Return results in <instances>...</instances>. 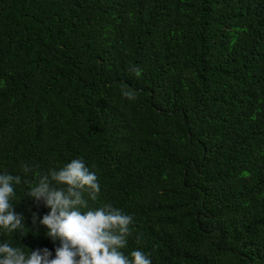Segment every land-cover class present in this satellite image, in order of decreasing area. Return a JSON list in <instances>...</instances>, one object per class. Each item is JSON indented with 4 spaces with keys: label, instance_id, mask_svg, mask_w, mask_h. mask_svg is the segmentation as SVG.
Masks as SVG:
<instances>
[{
    "label": "trees",
    "instance_id": "obj_1",
    "mask_svg": "<svg viewBox=\"0 0 264 264\" xmlns=\"http://www.w3.org/2000/svg\"><path fill=\"white\" fill-rule=\"evenodd\" d=\"M74 159L101 188L82 212L133 217L129 259L264 264V0H0V174L25 217L0 244L55 257L28 192Z\"/></svg>",
    "mask_w": 264,
    "mask_h": 264
},
{
    "label": "clouds",
    "instance_id": "obj_2",
    "mask_svg": "<svg viewBox=\"0 0 264 264\" xmlns=\"http://www.w3.org/2000/svg\"><path fill=\"white\" fill-rule=\"evenodd\" d=\"M133 71L140 75L138 69ZM122 94L129 99L136 98L131 90L122 89ZM30 170L24 166L25 172ZM53 182L66 188L55 187ZM20 183L18 175L0 174V227L9 232L24 227V215L17 213L10 202L16 195L13 185ZM100 191L96 173L79 159L41 176L38 184L28 192V198L43 201L50 208L39 223L47 227L50 238L60 241L55 257L52 258L48 248L36 249L26 255L20 248L5 242L0 244V264H152L150 256L141 250L133 251L132 259L121 251L127 246V237L131 234V215L111 204L81 211V208L88 207L84 194L95 201ZM37 218L34 214L33 223Z\"/></svg>",
    "mask_w": 264,
    "mask_h": 264
}]
</instances>
